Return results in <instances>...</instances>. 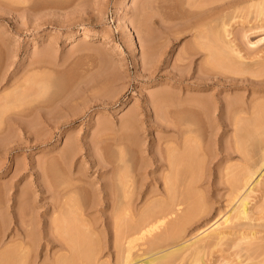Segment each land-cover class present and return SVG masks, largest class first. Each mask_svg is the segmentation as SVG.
I'll return each instance as SVG.
<instances>
[{"label": "rangeland", "instance_id": "1", "mask_svg": "<svg viewBox=\"0 0 264 264\" xmlns=\"http://www.w3.org/2000/svg\"><path fill=\"white\" fill-rule=\"evenodd\" d=\"M159 1L161 2H157L158 5L156 0H0V229H2L0 251L2 248L4 251L13 247L24 238V230L32 228V232H36V238L39 237L40 241L35 242L30 248L27 264H33L36 260L34 264H50L52 260L57 259L55 257L63 254L62 251L65 252L64 246L56 239L58 231L53 223L58 217L61 218V215L69 220L78 217L75 219L77 224L78 219L87 220L95 227V238L104 241L103 218L109 211L99 202L101 197L96 191L101 184L111 180L112 173L109 171L110 166H102L103 164L96 163L95 160L101 159V162H107L108 159L118 160L119 152L122 151L127 166L130 164L127 168L134 175L133 167L136 164L134 162H138L139 156L138 147L131 145V149H126L123 144L117 142L125 131L131 130L128 125L127 130L125 125L129 123H132L129 124L131 127L134 126L130 131L133 134L128 132L125 135L129 134L127 137L135 140L138 146H146L151 139H158L166 146L169 133H164L159 130L163 129L162 127L154 125V111L146 122L147 125L157 127V130L151 129L148 135L144 133L146 131H140L143 129L141 123L138 124L141 129L137 128L139 118H144L145 111L150 109L152 104L165 108L167 105L165 101L169 102L177 95L194 99L198 95L200 98H209L215 91L222 89L221 96H228L230 100L242 97V100L239 99L244 105L252 104L251 102L257 104L261 101L264 105V91L255 90L259 84L253 86L254 89L252 86L249 89H237L214 85L213 88L198 90L193 86V82L197 80V67L199 65L204 67V62L208 63L211 59L204 58L206 56L204 51L202 53L198 51L197 55L193 48L195 43L193 41H196L195 30H191L190 33V28H186L192 21L188 20V10L191 6L185 0H183L185 2L167 0L169 7L172 6L168 8V5L164 4L166 0ZM262 2L264 1L241 2L225 11L223 9V12L218 11L219 15L216 11L214 14L217 16L213 14L207 20L211 22L210 26L217 29L228 23L225 28L227 27L231 33L229 35L224 33L227 36L222 34L225 39L222 45L229 41L230 44H227L225 49L228 50L229 47L228 51L234 53L240 51L239 55L238 53L231 55L247 62L245 65L249 67L251 73L249 77L253 76V73L257 75L259 71H264ZM212 6L206 5L204 10ZM213 16L214 18L221 16L219 19L221 22L217 21L218 18L215 20ZM213 21L215 22L212 23ZM213 28L210 30L216 31ZM184 29H189L186 31L187 34L180 33L185 32ZM222 29L224 30V27ZM222 29L219 31H223ZM191 41L193 44H190ZM188 47L189 52L186 49ZM231 47L235 51L231 50ZM185 49L188 53L185 56L191 55L188 62L186 60L188 56L184 57L183 54ZM241 56L243 58H240ZM221 59L218 57L216 61L222 62ZM255 68L257 71H254ZM215 69L211 71L217 72L220 68ZM222 69L223 67L220 69L221 72ZM224 71L226 76L230 72L233 76L235 74L229 69L226 70V67ZM245 74L249 75L248 72ZM179 75H184V83H178L175 77L178 78ZM227 78L230 77H226L225 81L230 82ZM262 84L264 86V81ZM258 96L260 101L257 99ZM154 99L157 100L156 103ZM222 105L220 113L224 119L227 114L224 111L226 107ZM159 107L156 110L159 109V112L163 110L164 113V108ZM128 118L130 122L126 120ZM260 122L242 124L244 128L240 125L238 127L242 132L248 130L246 138L243 137V142L246 143L244 148L247 146V153L255 159L264 154V123ZM252 124L253 126H250ZM195 125L191 127L199 129L198 133L206 136L205 124L199 123L196 127ZM225 127L227 128L220 126L219 129H214L213 136L208 133L206 137V139L209 137L208 144L214 146V148L210 146L214 155L211 160L205 159L207 163L202 173L200 172L204 178L201 176L203 181L197 188L199 195H202L200 199L203 197L201 200L204 203L201 201V204H206L212 209L211 222L216 217L221 218L220 211L231 208L226 204L228 188L224 185L227 178L224 175L229 171L230 165L242 164L244 155L243 151L237 150L238 143L233 142L237 128L232 125ZM145 134L148 135L147 138ZM214 134L219 136L214 137ZM134 135L141 140V145L138 144L140 141L134 139ZM249 136L250 144L247 142ZM218 145L220 148L222 146V149L215 152ZM157 147L160 148V144L156 143L155 149ZM226 147L229 153L228 151L223 153L224 149L227 150ZM105 153H109L106 154L107 157ZM159 173H150L149 178L159 177ZM262 173L264 176V171ZM263 176H259L262 182L254 185L248 198L249 207L253 210L255 218L251 222L261 226L264 225ZM151 185L149 184V190L163 189L161 188L163 183L160 186L153 183ZM149 200L139 199L136 206L142 208ZM62 203H65V213H62L63 209H57V205ZM80 225L77 227L81 230ZM47 234H54L56 240L53 239L54 241L49 243L50 237ZM28 238L31 239L32 236ZM79 244L81 243L77 246ZM244 246V243L234 246L232 241L225 242L213 252H207L203 257L204 263L199 264L255 262L259 264L261 260L260 264H264V254L252 259L246 258L245 251L241 249ZM99 255L100 263L106 261L107 255L104 252Z\"/></svg>", "mask_w": 264, "mask_h": 264}, {"label": "bare ground", "instance_id": "2", "mask_svg": "<svg viewBox=\"0 0 264 264\" xmlns=\"http://www.w3.org/2000/svg\"><path fill=\"white\" fill-rule=\"evenodd\" d=\"M185 1L191 6V8L188 10V20H192L186 26V28H190V33L191 30H195L194 37L196 38V41H193L195 43L193 44V42L191 41L192 43L190 44H193L194 47H192L195 48V51H197V55L199 54V52L202 53L204 51L206 55L204 58L208 60L207 57H209V59H211L208 63L204 62V67L203 65H199V67H197V80L196 82L192 81L194 83L193 86L198 88V90H201L202 88H205V90L206 88H213L214 85H219L220 88L230 86L237 89H249L251 86L253 88V86L259 84L258 88H255V90L257 89V91L260 92L264 91L262 90L264 71H259L260 73L258 72L259 74L256 75L252 72V70L251 72L253 73V76L249 77L251 73L249 71V67L245 65L247 64V62L245 63L243 59L240 60L238 56L236 58L231 55L232 53L235 55H237L238 53L239 55L240 51L234 53L228 51L229 47L228 50L225 49L227 47V44H230V42H227V40V44H225L224 46L222 45L224 44L225 40L223 39L222 34L227 33V35H229L231 33L227 27L225 28L228 23L226 24V22L222 21L226 24L224 26H220V29L224 27V30L222 29L223 31H219V27L217 29L215 26L211 25L212 27H214V30L216 29V31H213L210 30L212 27L209 23L211 22L207 21L216 11V13L219 15V12L221 10L223 12V9L225 11L228 8L238 5V3L252 0ZM157 2L160 3L161 1L156 0V3ZM163 2H165V0ZM174 2L176 1L174 0ZM159 3L157 4L159 5ZM164 4L168 5L167 0ZM211 4L213 5L211 8H209L208 10H204V7L206 5ZM259 4L260 3H258V5ZM164 6L161 5V7ZM260 6L262 7V5ZM167 7L171 8L172 6L169 7L168 5ZM215 15L216 14H214V16ZM220 17H215L214 19L216 20V18H218L217 21L219 22ZM178 18H180L179 15ZM214 22L215 21H213L212 23ZM208 24L209 27H207ZM188 30L184 29L185 32H179L182 34H187L186 31L188 32ZM225 35L226 34H224V36ZM189 47L186 48L188 52L190 51ZM186 49L183 53L184 57L188 56H185L186 54H188L186 52ZM232 49L233 48L231 47V50ZM191 50V52H193V49ZM233 51L235 50L233 49ZM194 53L196 54V52ZM190 56L191 55L189 54V56L187 57L188 59H186L187 62L191 58ZM184 57H182L183 60L185 59ZM218 57L219 59L222 58V62H220V60L216 61ZM240 58H243V56H241ZM258 64L260 63L258 62ZM184 66L186 65L184 64ZM260 66L262 67V65ZM200 67H203L204 69H201ZM217 67H219L220 69L223 67L222 72L220 69H217V72H212ZM225 67L226 70L229 69V71H233L235 73L234 76L233 73L231 74V72L229 73V71L228 73L231 75L228 76V74L226 76V72L224 71ZM258 69L260 70V67H258ZM218 70L220 72H218ZM255 70L257 71V68H255L254 71ZM208 71L211 72L207 74ZM183 72H185V70H183ZM223 72H225V74ZM247 72L248 74L250 73L248 76L245 74ZM216 74L217 76H215ZM185 76L187 77L186 74ZM226 77H230L227 78L228 80H230V82L225 81ZM260 77L262 80L260 79ZM175 78L178 79V83H184V75H179L178 78ZM186 79H188V77ZM260 84H262V86H260ZM185 89L182 90L185 91ZM191 89L189 88V90ZM218 91H212L214 92L213 94L209 93L211 94V97L209 98H200V96L198 95V97L194 99L193 97H181L177 95L169 101L170 103L167 100L168 97H165V99L167 100L165 101L167 103V105H165L167 107H165L166 113L163 106H158L161 109L162 107L164 108L165 114L163 113V110L161 112H159V109L158 111L156 110V108H158L156 107L157 105H150V109H147L144 113V118L141 117L142 119H137L139 122L137 123V125H140L141 123L143 129H141L139 125L138 127L135 125V127H137L139 130L141 129V132L146 131L144 133H148V135L151 133V129L157 130V127L147 125L146 122L147 118L151 117V112L154 111L155 115L152 113L155 116L153 119L154 125L156 124L157 126L162 127L163 129L159 130L164 131V133H169V135H167L168 140L166 141V146H163V144L159 142L160 140H158L157 137V140L151 139L152 141H148L149 144L144 147L138 146L135 140L132 141L127 137L129 134L125 135L128 132L131 133L130 131L134 126L131 127V125H129L132 123L125 124L126 126L128 125L129 129L131 130H128V126L126 127L128 131H125L126 129L122 128V130L125 131V134H123L121 138L117 140V142L123 144L126 149H131V145L138 147L137 151L139 153V156L138 162H134L136 163L133 167L134 175H132V172L129 171V168H127L130 167V164L129 166H127L126 158L122 151L119 152L120 154L118 160L112 161L108 159V163L105 161L106 164L105 162H101V159L95 160L96 163H99L101 165L103 164L102 166H110L109 171H111L110 173H112L110 177L111 180L101 184L100 188L96 191L98 196L101 197V200L99 202L104 204L106 210L109 211L108 215L105 214L106 216H104L103 218V225L105 227L104 241L101 242L100 238H95V227H93L92 224H89L87 220H83V218L80 221L79 219L77 220L78 224H81L79 227L83 228V230L82 228L80 230L77 227L78 224L75 220L78 217H75L74 219H72V217L71 220H69L68 218H63V216L61 215V218H55L56 220H54L53 223L55 224L54 226L57 227L58 231V234H55L57 237L56 239L57 241H59V243H61V245L64 246L63 249L65 250V252L62 251L63 254H61V256L59 255V257H55L57 259H55L54 261L52 260L50 264H199L201 262L204 263L203 257L207 252H213V250L218 246H222L223 243L228 241H232V244H234V246L244 243L245 246L241 249L245 251V255L247 256L246 258L252 259L255 256L258 257L264 254V225L261 226L259 224H254L251 222L255 218L253 217L254 213L251 207H249L250 202L248 201L249 193L253 190L254 185L256 183L262 182L259 176H263L262 172L264 171V154L258 159V156L255 159L251 155H249V153H247L246 151L247 146L244 148V144L246 145V143L243 142V137L248 134V130L246 132H242L238 129L239 125H247L255 121H262L260 123H264V105L261 104L262 101L259 103L256 102L257 104H253L254 102H251L252 104L248 103L249 105H244L241 102V100L243 99L242 97H235V99L230 100L228 99V96H221L223 92L222 89H219ZM203 96H205V94ZM159 97L161 98L162 96ZM239 98H241V100ZM257 99H259L260 101L259 96L257 97ZM156 101L157 100L154 99L155 103ZM254 101H256V99ZM165 102L162 103L164 104ZM224 103L225 105H222ZM221 105L226 107L225 110L223 108V110L226 111L225 114H227L224 119L221 118ZM132 117L133 115L130 117L131 120ZM126 120H129V118ZM131 120H129V122ZM136 122L137 121H135V124ZM197 122L205 124L207 132L204 133L206 134V136L203 134H199V129H193L191 127L193 124H199ZM231 125L237 128L236 133H234L235 139L233 137V142L236 141L235 144L238 143L237 150L243 151L244 155L242 156V164L238 166L230 165L228 167L229 171L225 172L226 175H224L227 177L225 181L226 184L224 185H226L228 188V198L226 200V204L227 207L231 208L229 210L220 211L219 215L222 214L221 218L218 219L216 217L211 222V217L213 216L212 209L206 204H201V199H203V197L200 199L201 194L199 195V193L197 192V188L199 187L200 182L203 181L201 180V176L204 178V176L201 175V171L203 170L204 165L207 163V160L205 163V159L208 158V160H211V158H213L212 156L214 155L212 152L213 149L210 147L212 146L214 148V146L208 144L207 141L209 140V137L207 138L208 140L206 139V137L208 136V133H210V136H213V130L219 129L220 126H224L225 129L227 128L225 126ZM250 126H253V124ZM242 128L244 127L242 126ZM225 131L224 133L226 134ZM215 132L220 133L219 131ZM148 135H146L145 138H147ZM215 135L216 134H214V137ZM251 136L253 135L251 134ZM247 138H249L247 142L251 141L250 136ZM134 139L140 141L138 144L141 145V140L137 139L136 136L134 137ZM156 143L160 144V148L157 147L155 149ZM143 145H145V143ZM121 147L119 146V148ZM217 148V151H215L214 149L215 152L220 151V149H222V146L220 148V146L218 145ZM226 148L227 150L225 151L224 149L223 153H226L228 151V147ZM106 154L109 153H105V155ZM230 154L232 155V153ZM230 154L228 156H230ZM112 159L114 158L112 157ZM215 159L216 158H214V161ZM208 162L210 164V161ZM156 172H160L159 177L154 178L151 177V175V178H149L150 173ZM256 174L257 177H255ZM153 176L156 175L153 174ZM208 179H210V177ZM146 180H148L149 182H147ZM151 183L159 186L161 185V183H163V187H161L163 189L149 190V184L151 185ZM201 191L199 190V192ZM145 195H148V197H145ZM143 198H148L150 200L147 204H145V206H143L142 208H138V205L136 206V202L139 199L141 200ZM64 207L65 203L57 205V209L60 210H64ZM65 212L66 209L62 213ZM221 219L223 220L220 222ZM73 220H75V223L77 225L73 222ZM25 227H23L22 229L24 230ZM31 229H27L28 231L24 230L25 233H22L24 238H22L21 241L19 240V242L15 245L13 244V247L7 249L4 248V251H2L3 248L1 249L0 264H27V259L30 254V248L35 244V242L40 241L39 237L36 238V232H32L33 230ZM1 231L2 229H0V232ZM47 235L50 237L48 238L49 243L53 242V239H55V236H53L54 234ZM30 236H32L31 239L28 238ZM112 238L113 241H111ZM40 239H42V237H40ZM78 243L81 244L77 246ZM38 244L40 245V242ZM102 252L107 255V259L106 261H102L100 263L98 261V256H100L99 254ZM254 264H257V262H255Z\"/></svg>", "mask_w": 264, "mask_h": 264}]
</instances>
